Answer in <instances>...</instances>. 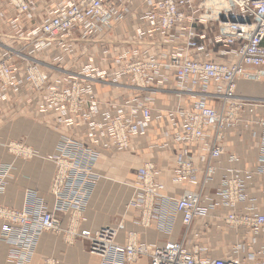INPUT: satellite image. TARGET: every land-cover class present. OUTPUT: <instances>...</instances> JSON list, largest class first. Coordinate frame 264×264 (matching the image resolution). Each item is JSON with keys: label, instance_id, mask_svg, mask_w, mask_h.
<instances>
[{"label": "built area", "instance_id": "built-area-1", "mask_svg": "<svg viewBox=\"0 0 264 264\" xmlns=\"http://www.w3.org/2000/svg\"><path fill=\"white\" fill-rule=\"evenodd\" d=\"M9 1L16 19H24L31 13L26 0ZM229 1L230 9L212 26L214 39L206 41L191 34L190 22L195 18L193 0H140L135 14H145L152 29L162 33V39L141 38L137 32L124 36V32L127 33L125 29L121 32L119 23L122 18L134 19L131 15L135 14L128 6L133 0H118L116 10L112 9L109 0H71V4L62 11L27 28V35L22 37L27 43L25 48L37 50L25 52L9 47L0 57V88L8 89L6 87L15 85L12 70L16 65L21 68L23 80L34 98L46 97L51 104L62 106L71 117L78 116L85 106L86 91L84 93L83 87L87 83L95 80L116 88L129 87L132 93L145 92L152 88L163 68H169L174 75V86L169 89L171 93L178 97L182 93H190V90L204 94L190 104L171 110V119L180 113L181 133L165 132L177 147L175 181H186L192 188L179 197L163 195L159 192L160 186L151 179L152 166L145 163L138 169L137 176L141 193L129 203V206L138 207L140 225L147 227L155 222L161 232H170L180 214L184 227L182 238L158 245H144L129 233L124 243H118L116 230L112 227L80 230L78 237L89 242V251L100 257L101 264H134L141 256H147L149 264H264V204L262 210L257 207L258 200L264 201V115L251 116L250 122L245 117L252 108L264 110V103L258 107L252 102L233 99L237 80L264 79V0ZM184 23L188 24L186 40H171L170 32ZM98 44L125 46L118 57V68L107 75L120 76L122 81H108L104 75L95 79L71 72L66 69L65 59L58 54L53 57L56 59L53 64L44 63L36 56V52L47 45L61 48L66 55L75 45L81 48ZM155 45L182 50H230L235 60L193 59L189 54L166 51L160 52L158 61L141 58L138 51L141 46L149 48ZM165 79L162 77L160 84L165 83ZM212 84L222 87L212 90L209 87ZM130 98L135 100L136 110L121 114L124 108L114 106L113 116L107 124L114 146L121 150H132L133 136H145V122L162 116L160 110L153 112L138 96L120 97L118 102L122 104ZM207 101L220 107L210 106ZM240 110L242 116L239 118ZM243 126L257 138V161L253 174L244 172L252 181L260 180L261 187L253 196L255 198L245 192L248 179L245 181V174H239L237 169L231 168L227 175L217 178L220 159L234 156L222 145L224 135ZM195 142L204 145L208 155L194 164L193 148L189 144ZM25 146L22 142L10 144L15 156L30 157ZM57 149L58 153L51 157L55 164L51 191L56 200L52 212L44 208L43 200L34 192H29L23 208L0 205V219L3 221L1 240L10 247L8 257L16 264L30 263L43 231H59L57 213L67 216V232L74 234L78 218L90 199L91 189L98 182V175L93 171L96 156L90 149L62 138ZM4 175L1 174V178ZM2 188L0 180V192ZM207 199L212 202L207 204ZM30 202L36 205L35 210L28 208ZM213 210L222 211L221 220L240 230L241 236L248 234L250 239L247 242L242 238L236 240L224 255H217L213 247L200 240L187 243V234L194 219L208 217ZM208 225L209 219L202 224L205 228ZM45 264L51 263L47 261Z\"/></svg>", "mask_w": 264, "mask_h": 264}, {"label": "crops", "instance_id": "crops-1", "mask_svg": "<svg viewBox=\"0 0 264 264\" xmlns=\"http://www.w3.org/2000/svg\"><path fill=\"white\" fill-rule=\"evenodd\" d=\"M26 1L31 7L34 4L36 7L38 5L37 11L32 9L31 13L25 15L26 21L30 24L27 28L46 20L71 4V0ZM117 1L111 0L112 9H117ZM139 3L140 0H133L128 5L134 14ZM229 9L228 0H194L195 18L190 22L192 36L206 41L214 39L212 26ZM131 16L134 18L133 21L122 18L119 23L121 32L124 29L127 31V33L124 32V36L137 32L136 34L141 38L162 39V33L152 29L145 14L139 13ZM14 18L11 8L10 12L0 14V22L5 23V25L8 21L11 22V19L15 21ZM187 27L188 24L185 23L176 26L170 32V39L185 41ZM27 28L22 29L20 26H16L14 22L11 27L5 26L8 34L4 37L0 36V57L9 47L24 51L38 49L25 48L27 43L22 37L27 35ZM33 45L36 44L33 43ZM139 49L141 58L151 61H158L161 51L173 52L178 55L189 54L193 59L235 60L232 52L224 49L193 50L189 48L188 50H182L178 47L168 48L156 45L149 48L141 46ZM39 50V52H36V56L44 63H55L56 59L53 57L58 54L62 59H65L67 70L95 79L103 75L107 76L110 72L116 70L118 68V57L122 52L121 48L117 46H102L99 44L89 47L82 46L81 48L75 45L72 51L66 53V55L61 48H56L54 45H47ZM15 66L12 70L15 80L14 89L0 88V161L11 165L9 178L3 192L0 193V205L20 209L25 205L29 192H34L37 196L47 200L48 208H50L51 197L48 188L54 171V164L50 158L56 151L60 137L62 135L86 137L88 134L94 136L96 133L93 146L99 151V158L95 164V170L99 173V178L85 209V220L82 227L90 230H96L106 225L117 227L115 240L118 243L125 242L127 231L136 232L138 242L141 243L158 245L169 240H180L184 233L180 216L175 218L170 232H161L157 229L155 222L151 223L149 227L138 225L136 223L138 218L137 209L131 205L129 206L130 200L134 197L132 184L136 169L144 161H152L156 164L160 170L157 178L164 183L166 194L179 196L184 189L192 188L189 185L174 182L173 170L175 164L174 155L171 151L158 152L156 149L148 147L158 141L159 138L161 124H159L157 118L150 121L145 136H133L132 141L138 150H113L110 147V144H112L111 137H100V131L97 130L101 127H107V112L109 113L110 108L106 104L95 105L88 102L78 116H67L62 106L51 104L46 97L34 98L29 85L23 80L21 68ZM107 77L108 81H122L120 76L110 74ZM162 77H166V82L160 84ZM173 86L174 75L172 71L169 68H163L157 74L152 88L145 92L132 93L121 88L117 90L116 87L108 83L95 80L86 84V92L89 99L97 97L100 102L112 99V96L117 93L121 96H138L150 106L153 112L160 110L161 118H168L171 115V110L177 106H185L186 101L191 97L193 101L196 99L194 96H189V98L176 96L169 90ZM235 93L237 96L251 100L252 103H264V79H241L237 82ZM209 103L214 104L212 101ZM245 115L246 118L264 115V110L252 108ZM175 120L180 121V118L176 116ZM254 130L257 132L256 128ZM224 139L222 143L224 149H227L228 153L234 156L233 158L224 156L220 159L217 178L227 175L231 168L237 169L241 175L246 172L252 173L257 161L255 152L257 138L244 130L243 126L236 132L226 134ZM9 140L24 142L33 149L34 156L32 158L15 157L5 147ZM205 154V148L199 146L193 152V160L197 162L198 159L205 157ZM244 176L245 181L246 178L248 179L245 192L252 198L258 194L261 187L260 180L252 181L247 177L248 175L245 174ZM211 192L214 193V189ZM211 202L210 199L206 200L207 204ZM258 202L257 207L262 210L264 201L258 200ZM222 213V211L213 210L208 217L195 218L187 234V243L200 240L213 247L217 255H224L227 254L230 246L236 240L242 238L243 242H247L250 236L248 234L241 236L240 230L237 231L225 224L220 218ZM208 219L209 225L205 228L202 224ZM1 224L0 220V228ZM87 246V241L77 239L68 244L61 235L43 232L39 237L35 253L29 264H43L46 258L53 259L54 264H101L98 256L88 252ZM7 251V245L0 239V264H16L7 259ZM134 264H149V258L141 256Z\"/></svg>", "mask_w": 264, "mask_h": 264}, {"label": "bare ground", "instance_id": "bare-ground-1", "mask_svg": "<svg viewBox=\"0 0 264 264\" xmlns=\"http://www.w3.org/2000/svg\"><path fill=\"white\" fill-rule=\"evenodd\" d=\"M7 2H8V4L10 5V1L9 0H6ZM109 1H111V0H109ZM193 3H194V0H193ZM228 3L230 4V1L228 0ZM113 46H117V47H119V48H125V46H119V45H116V44H113ZM241 80V79H240ZM258 80H261V79H258ZM239 80H237V82H238ZM237 82H236V85H235V87H234V90H233V99L234 100H237V101H247V102H250L251 100H248L247 98H244V97H241V96H237L236 95V93H235V90H236V87H237ZM1 86V85H0ZM14 87H15V85H11V86H8V87H6V88H13L14 89ZM212 90H218V89H220V87H222V86H220V85H210L209 86ZM86 86H84L83 87V90H84V93H85V91H86ZM123 89V90H125L126 92L128 91H130V89L131 88H129V87H126V86H118V88H117V90L118 89ZM180 93H182V92H180ZM129 96V95H128ZM128 96H121V95H119V93H117V94H115V95H113L112 96V99H110V100H108V101H99V99H97V97H91V99H89L88 98V96H87V92L85 93V95H84V98H86L85 100V104L86 103H88V102H90V103H92V104H95V105H100V103H102V104H106L107 106H108V108H110V111H109V113L107 112V117H108V120H110L111 118H112V114H113V107L114 106H116V107H119V108H124V111H122L121 112V114H127L128 112H133V111H135L136 109L134 108L135 107V100H131V99H127L126 101H125V103H122V104H119V102H118V99L120 98V97H122L123 99H126V98H128ZM181 96L183 97V98H186V97H188L189 98V96H194L195 98H199V97H201V96H204V94H202V93H200V92H198V91H195V90H190V93H182L181 94ZM192 97H191V99H188L186 102H187V104H190V103H192ZM210 101H207V104L208 105H210V106H213V104H211V103H209ZM254 105H257L258 107H260V105H261V103L260 102H256V103H253ZM183 107V106H182ZM214 107L215 108H219L218 107V105H216L215 103H214ZM238 116H239V118L242 116V112H241V110L238 112ZM177 117L178 118H180V113H177ZM158 120V122H159V124H161V126L159 127V138L157 139L158 141H156V142H154V143H152V144H150L148 147H150V148H154V149H156L158 152L159 151H171L172 152V154L174 155V164H175V153H176V144L173 142V138L172 137H169V136H166L165 135V132H169V133H181L182 132V122H180V121H176L175 119H171V117H170V115H169V117L168 118H160V119H157ZM150 121H152V120H148V121H146L145 122V131H146V133L148 132V129H149V123H150ZM251 121V118H249L248 119V121L247 122H250ZM235 127V126H234ZM233 127V128H234ZM97 130H99L100 131V137L101 136H110L111 137V143L112 144H110V147H112V149L113 150H121V149H118V148H116L114 145V139H113V136L110 134V132H109V130H108V128L105 126V127H101V128H99V129H97ZM146 133H145V135H146ZM226 134L227 133H225V135H224V138H225V136H226ZM61 138L62 139H70V140H73V141H75V142H77V143H79V144H81L82 146H84V147H86V148H88V149H90L94 154H95V156H96V161H95V164H96V162L98 161V158H99V151H97L95 148H94V146H93V139L94 138H96V133H95V135L93 136V135H90V134H88V135H86V137H74V136H68V135H62L61 137H60V139H59V141H58V143H57V145L59 144V142H60V140H61ZM160 139V140H159ZM223 141H224V139H223ZM24 145H26L24 142H22ZM131 143H132V146H133V148H132V150H134V149H136V150H138V148H137V146H134V143H133V141H132V139H131ZM10 144H12V143H8L7 144V149H8V151L9 152H13V149H11L10 148ZM159 145L161 146V148H159ZM189 145H192V148H193V152H194V150H196V149H198V147L199 146H202V147H204V145H202L201 143H199V142H195V143H191V144H189ZM26 147V149H25V152H28L29 154H30V157H28V156H15V154H13L15 157H22V158H31L32 156H34V151H33V149L30 147V146H28V145H26L25 146ZM205 148V147H204ZM205 150H206V154L205 155H208V150L205 148ZM58 153V149H57V146H56V151L51 155V157L53 156V155H55V154H57ZM51 159V158H50ZM53 162V161H52ZM145 163H150V165L152 166V170H151V179H152V181L155 183V184H157L158 186H160V188H159V192L160 193H162L163 195H166V196H171V197H179L180 195H182V193L185 191V190H188V189H184L183 190V192L179 195V196H173V195H169V194H166L165 192H164V183L163 182H161V181H159L158 180V178H157V175L159 174V169H158V167L156 166V164L154 163V162H152V161H144L140 166H138L137 167V169H136V173H135V179H134V183L132 184V187H133V190H134V197L132 198V199H134V200H136V198H137V195L139 194V193H141V190H140V188H139V184H138V178H137V176H138V169L142 166V165H144ZM193 163L195 164V160H193ZM4 164V165H3ZM53 164H54V162H53ZM95 164H94V166H93V171L98 175V178H99V173L95 170ZM6 165V166H5ZM7 166H9V168L7 167ZM10 169H11V165L9 164V163H5V162H2V161H0V180H1V183H2V187L3 188H5V185H6V183H7V180H8V178H9V175H10ZM1 174H5L2 178H1ZM54 174H55V164H54V171H53V175H52V178H51V181H50V185H49V188H48V193H49V196L51 197V207L50 208H48V202H47V200H45L44 198H42V197H39V196H36L37 198H41L42 200H43V205H44V208L45 209H47L49 212H52L53 211V207L55 206V204H56V200H55V197L54 196H52V191H51V186H52V179H53V177H54ZM173 180H174V182L175 183H178V184H186V185H190L188 182H186V181H182V182H176L175 181V165H174V170H173ZM95 187V186H94ZM94 187L91 189V192H90V196H91V194H92V191H93V189H94ZM2 188V189H3ZM4 190V189H3ZM3 192V191H2ZM1 193V192H0ZM131 199V200H132ZM130 200V201H131ZM130 203V202H129ZM88 204V203H87ZM87 204L85 205V208H84V210H83V213L80 215V217H83L84 219H81L80 217L78 218V221H77V225H76V228H75V233L74 234H69L68 232H67V227H68V223H69V221H68V219H67V216H63L62 214H59V213H57L56 215H57V217L59 218V224L57 225V228H59V231L58 232H53V231H50V230H48V231H43V232H49V233H52V234H55V235H61L62 237H63V239L65 240V242L66 243H68V244H71L72 242H74L75 240H80V241H87L86 239H82V238H80V237H78L79 235H78V233H79V231L80 230H82V229H87V230H89V231H96V230H99V229H101V228H104V227H112V228H114L115 230H116V233H117V227H114V226H108V225H106V226H102V227H100L99 229H96V230H90V229H88V228H83L82 227V224H83V222H84V220H85V217H84V213H85V209H86V207H87ZM24 206H26V203H25V205ZM23 206V207H24ZM5 207H7V206H5ZM22 207V208H23ZM133 207H135V206H133ZM8 208H11V207H8ZM28 208L29 209H33V210H35L36 209V205L35 204H33V203H29V205H28ZM136 209H137V212H138V218H137V224L138 225H140V218H141V213H140V211H139V209H138V207H135ZM12 209H16V208H12ZM178 216H180V214L178 215ZM1 220V219H0ZM63 220H64V222H63ZM181 220V219H180ZM1 222L3 223V221L1 220ZM151 223H153V222H151ZM151 225V224H150ZM149 225V226H150ZM1 226H2V224H1ZM140 226H142V225H140ZM149 226H147V227H149ZM142 227H144V226H142ZM42 232V233H43ZM41 233V234H42ZM129 233H133V238H134V240L135 241H137L138 242V239H137V234H136V232H134V231H127L126 232V237H127V234H129ZM40 234V235H41ZM126 237H125V239H126ZM2 237H1V228H0V239H1ZM3 242V241H2ZM3 243H5V242H3ZM38 243V242H37ZM87 243H88V246H87V249H88V252L89 253H91L90 251H89V242L87 241ZM138 243H141V242H138ZM6 244V243H5ZM141 244H144V245H153V244H147V243H141ZM7 245V244H6ZM37 246V245H36ZM7 247H8V251H7V259L10 261V259H9V257H8V254L10 253V247L7 245ZM35 250H36V248H35ZM34 253H35V251H34ZM34 253H33V255H34ZM91 254H93V253H91ZM32 255V256H33ZM94 255H96V254H94ZM96 256H98V255H96ZM99 257V256H98ZM32 258V257H31ZM99 259H100V257H99ZM31 261V260H30ZM50 262L51 264H54V261H53V259H51V258H46L45 260H44V262H43V264H45V262ZM101 261V260H100ZM137 262V261H136Z\"/></svg>", "mask_w": 264, "mask_h": 264}, {"label": "rangeland", "instance_id": "rangeland-1", "mask_svg": "<svg viewBox=\"0 0 264 264\" xmlns=\"http://www.w3.org/2000/svg\"><path fill=\"white\" fill-rule=\"evenodd\" d=\"M37 4V3H36ZM32 7H34V8H32ZM31 7V9H33V11H37V7H38V5H37V7H36V5L34 4V6H32ZM7 12H10V5L8 4V2L6 1V0H0V14H6ZM14 20L15 21H13L12 19H11V22H7L6 23V25H5V23H1L0 22V36L1 37H4V36H6L7 34H8V32H7V30L5 29V26L6 27H11V25L13 24V22H14V24H16V26H20L22 29L24 28V27H26L27 28V26L28 25H30L26 20L27 19H23V18H19V19H16V18H14ZM12 23V24H11ZM24 26V27H23ZM2 40V39H1ZM263 80V79H262ZM13 142H21V141H14V140H9L8 142H7V144L8 143H13ZM7 144L5 145V147H6V149H7ZM7 151H8V149H7ZM12 154H14L13 152H11ZM33 157V156H32ZM31 157V158H32ZM135 179V178H134ZM133 183H134V181H133Z\"/></svg>", "mask_w": 264, "mask_h": 264}]
</instances>
